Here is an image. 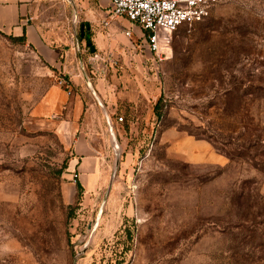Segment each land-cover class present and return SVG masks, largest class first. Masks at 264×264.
Segmentation results:
<instances>
[{
    "label": "rangeland",
    "instance_id": "374dc122",
    "mask_svg": "<svg viewBox=\"0 0 264 264\" xmlns=\"http://www.w3.org/2000/svg\"><path fill=\"white\" fill-rule=\"evenodd\" d=\"M106 5L42 2L57 63L0 31V264H264V0H221L160 53L106 36ZM54 85L78 120L47 111Z\"/></svg>",
    "mask_w": 264,
    "mask_h": 264
},
{
    "label": "crops",
    "instance_id": "0c3cea01",
    "mask_svg": "<svg viewBox=\"0 0 264 264\" xmlns=\"http://www.w3.org/2000/svg\"><path fill=\"white\" fill-rule=\"evenodd\" d=\"M43 1L44 0H0V31L14 36L24 35L25 41L36 49V51H38L47 61L50 63H57L58 57L62 55V52L60 53L58 48L45 41L44 33L36 20L37 10ZM106 3V9L103 10V13L105 14L104 19L110 16L108 15L109 0H106ZM125 19L127 20L128 25L125 21L111 20V18L108 19V24H104L102 20L101 24L104 30H106V36L110 34L109 30L115 32L119 28H122L125 35H127V30L130 31V35H127L129 38L133 34H137V38L140 39L141 44L144 45L143 38L145 31L136 23L127 18ZM114 21L120 22L121 25L118 27L115 26L113 24ZM134 27H136V33L133 31ZM97 35L102 41L104 40L103 34L100 30H97ZM105 41L108 42L109 38L106 37ZM60 62L62 63V61ZM62 65L65 69V65ZM68 80L73 84H79L81 82V79L76 72H69ZM46 98L48 100L47 111L63 114V120L76 121L83 111L82 97L78 92H68L63 87L54 85L47 91ZM82 131L84 130L79 132V136H84V132ZM75 147L76 155L72 157L71 163H75V161L76 163L77 161L79 162L80 157L82 160L79 162L78 166L84 167L86 158L81 155L86 152L85 143L81 140L77 141Z\"/></svg>",
    "mask_w": 264,
    "mask_h": 264
},
{
    "label": "built area",
    "instance_id": "2783aa9c",
    "mask_svg": "<svg viewBox=\"0 0 264 264\" xmlns=\"http://www.w3.org/2000/svg\"><path fill=\"white\" fill-rule=\"evenodd\" d=\"M221 0H109L108 15L121 16L139 25L143 43L156 53L165 46L168 35L181 26L190 27L204 20ZM108 24L107 18L103 19ZM160 30L168 35H160ZM130 35V31H126ZM96 53L91 57L94 59ZM63 79L59 80L62 83ZM122 119V116H119Z\"/></svg>",
    "mask_w": 264,
    "mask_h": 264
},
{
    "label": "bare ground",
    "instance_id": "6f19581e",
    "mask_svg": "<svg viewBox=\"0 0 264 264\" xmlns=\"http://www.w3.org/2000/svg\"><path fill=\"white\" fill-rule=\"evenodd\" d=\"M160 35H164V36H167L168 35V32L167 31H162V30H160Z\"/></svg>",
    "mask_w": 264,
    "mask_h": 264
},
{
    "label": "trees",
    "instance_id": "16d2710c",
    "mask_svg": "<svg viewBox=\"0 0 264 264\" xmlns=\"http://www.w3.org/2000/svg\"><path fill=\"white\" fill-rule=\"evenodd\" d=\"M85 36H88V41H89V35L87 34V35H85ZM17 37H22V38H24V35H20V36H17ZM78 185L80 186L81 184L78 182Z\"/></svg>",
    "mask_w": 264,
    "mask_h": 264
},
{
    "label": "water",
    "instance_id": "95a60500",
    "mask_svg": "<svg viewBox=\"0 0 264 264\" xmlns=\"http://www.w3.org/2000/svg\"><path fill=\"white\" fill-rule=\"evenodd\" d=\"M86 38L88 39V36H86ZM112 134H113V136H114V131H112Z\"/></svg>",
    "mask_w": 264,
    "mask_h": 264
}]
</instances>
